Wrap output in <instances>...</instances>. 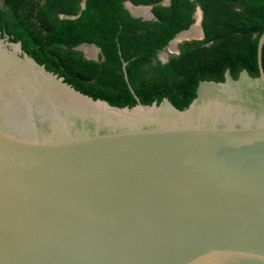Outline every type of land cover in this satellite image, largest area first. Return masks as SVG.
<instances>
[{
    "label": "water",
    "instance_id": "95a60500",
    "mask_svg": "<svg viewBox=\"0 0 264 264\" xmlns=\"http://www.w3.org/2000/svg\"><path fill=\"white\" fill-rule=\"evenodd\" d=\"M263 45L180 109L96 99L0 35V264H264Z\"/></svg>",
    "mask_w": 264,
    "mask_h": 264
},
{
    "label": "trees",
    "instance_id": "16d2710c",
    "mask_svg": "<svg viewBox=\"0 0 264 264\" xmlns=\"http://www.w3.org/2000/svg\"><path fill=\"white\" fill-rule=\"evenodd\" d=\"M127 1L152 4L155 19L133 16ZM162 1L85 0L83 8L84 0H0V35L20 41L77 90L118 106L137 104L134 88L145 104L167 97L183 109L196 97L202 80L222 81L226 70L234 77L243 69L259 74L264 0ZM199 5L205 38L185 41L179 54L161 60L159 52L194 23ZM82 43L100 47L103 59H87L75 49ZM262 60L264 66V45Z\"/></svg>",
    "mask_w": 264,
    "mask_h": 264
},
{
    "label": "clouds",
    "instance_id": "9594fccd",
    "mask_svg": "<svg viewBox=\"0 0 264 264\" xmlns=\"http://www.w3.org/2000/svg\"><path fill=\"white\" fill-rule=\"evenodd\" d=\"M83 4H85V0H84V2L82 3V7H83ZM135 5L137 8H143V7H146L147 8V11H149L152 15L150 16V17H146V16H144L143 14H138V16H136V15H133L132 14V12H131V10H130V8H129V6L128 5ZM162 4L163 5H170L171 4V0H163L162 1ZM125 6H126V8L130 11V13L133 15V16H136V17H141V18H143V19H146V20H151V19H155V13H154V11H153V5L152 4H141V5H137V4H134L133 2H131V1H127L126 3H125ZM197 7H200L201 9H202V7L199 5V6H197ZM84 8V7H83ZM203 10V9H202ZM196 12H198V8H196V11H195V13H194V18H195V21H194V23L196 22V17H195V14H196ZM203 12V17L201 16V19H202V21L200 20V26H201V29H202V31H203V36H202V38L204 39L205 38V35H204V33H205V31H204V29H203V25H202V22H203V19H204V11H202ZM64 15V16H63ZM62 17H68V15H65V14H62ZM75 17V16H74ZM193 23V24H194ZM187 30V29H186ZM180 33V32H179ZM185 41H187V40H185V39H182V41L181 42H178L177 44L178 45H180V44H182L183 42H185ZM170 43V42H169ZM180 43V44H179ZM85 44V45H84ZM82 45V47L83 48H86L88 51H90V47L92 48L94 45H91V44H87V43H82V44H80V45H78V46H81ZM78 46H76L75 47V49H77V47ZM97 46V45H96ZM169 44L166 46V47H164L163 49H162V51H163V53H167V55L165 56V57H168V60H169V58H170V56H169V54H168V52L166 51V49H168L169 48ZM78 49V50H81V51H83V50H85V49ZM100 48V47H99ZM96 49L97 50V52H99L100 53V55H101V49ZM169 51H171L170 49H169ZM173 51H175V52H180V47H179V49L178 50H173ZM86 57V56H85ZM90 57H93L94 58V55H92V56H90ZM87 59H90V58H87ZM92 60H96V59H92ZM96 61H100V60H96ZM64 77V76H63ZM65 79V78H64Z\"/></svg>",
    "mask_w": 264,
    "mask_h": 264
},
{
    "label": "bare ground",
    "instance_id": "6f19581e",
    "mask_svg": "<svg viewBox=\"0 0 264 264\" xmlns=\"http://www.w3.org/2000/svg\"><path fill=\"white\" fill-rule=\"evenodd\" d=\"M132 9L135 10L137 12V14H140V12L144 13V15H146L147 17H150L152 14L147 11V8L146 7H143V8H137L136 6H134L132 4ZM149 13H150V16H149ZM196 19H197V22H195L192 26V28L189 30V31H185L183 34H179L175 39L172 40V42L170 43V46L174 47L175 49H172V50H176L178 48L177 46V40H182L184 38H189V37H192V36H197L198 35V29L201 30V27H200V20H201V15H200V12L197 13V16H195ZM199 27H198V26ZM198 28V29H197ZM202 32V31H201ZM200 32V33H201ZM200 35V34H199ZM198 38H201L200 36H197ZM91 49H98V48H95V47H92ZM97 52V50H96ZM90 56H92L93 54L89 53ZM94 55H96V53H94Z\"/></svg>",
    "mask_w": 264,
    "mask_h": 264
},
{
    "label": "flooded vegetation",
    "instance_id": "af4514ba",
    "mask_svg": "<svg viewBox=\"0 0 264 264\" xmlns=\"http://www.w3.org/2000/svg\"><path fill=\"white\" fill-rule=\"evenodd\" d=\"M197 13L198 12H196V14H195V16H197ZM140 14H143L144 15V13H142V12H140ZM144 16H146V15H144ZM149 16H150V13H149ZM147 17V16H146ZM196 22H197V19H196ZM202 25H203V22H202ZM198 26V25H197ZM199 27V26H198ZM201 27V26H200ZM203 29H204V27H203ZM202 31V29L201 30H198V35L201 37V38H197V39H192V40H201V39H203L202 38V36H203V31ZM201 32V33H200ZM204 35H205V33H204ZM190 40V39H189ZM188 41V40H187ZM177 46H178V48L176 49V50H178L179 49V47H180V45H178L177 44ZM172 46H169V48H168V50L170 49L171 51H173L172 49ZM175 49V48H174ZM88 50L87 49H85V50H83V53H84V55L85 54H87L88 55V52H87ZM91 54H93L94 55V53H96V55H94V57H96V56H100V58L101 59H103V56L102 55H100V53L99 52H96V49H90V51H89ZM161 52H162V50L159 52V56H160V58H161V60H163V56H166L167 55V53H163V54H161ZM164 61V60H163Z\"/></svg>",
    "mask_w": 264,
    "mask_h": 264
},
{
    "label": "rangeland",
    "instance_id": "374dc122",
    "mask_svg": "<svg viewBox=\"0 0 264 264\" xmlns=\"http://www.w3.org/2000/svg\"><path fill=\"white\" fill-rule=\"evenodd\" d=\"M131 8V7H130ZM198 8V10H199V8L200 7H197ZM202 21V20H201ZM198 29V28H197ZM199 30V29H198ZM197 36H199V35H197ZM197 36H192V37H189V39L190 40H192V39H197L198 37ZM180 44V43H179ZM83 49H86V48H83ZM90 49H91V47H90ZM171 49H174V47H172ZM166 51L168 52V54H169V56L171 57L172 55H174V54H179L178 52H175V51H169L168 49H166ZM88 52V55L87 54H85V56H86V58H90V59H96V60H100L101 58H100V56L98 57V56H96V57H90V55H89V51H87ZM100 52V51H99ZM161 54H163V51L161 52ZM165 57V56H164ZM163 57V58H164Z\"/></svg>",
    "mask_w": 264,
    "mask_h": 264
}]
</instances>
